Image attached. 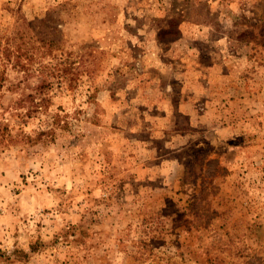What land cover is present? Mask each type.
Segmentation results:
<instances>
[{"label":"rangeland","instance_id":"374dc122","mask_svg":"<svg viewBox=\"0 0 264 264\" xmlns=\"http://www.w3.org/2000/svg\"><path fill=\"white\" fill-rule=\"evenodd\" d=\"M15 34L67 78L0 145V264H264V0H0Z\"/></svg>","mask_w":264,"mask_h":264},{"label":"trees","instance_id":"16d2710c","mask_svg":"<svg viewBox=\"0 0 264 264\" xmlns=\"http://www.w3.org/2000/svg\"><path fill=\"white\" fill-rule=\"evenodd\" d=\"M21 23L22 27H25L24 30L32 26L24 17ZM16 34L13 37H0V107H4L3 91L5 82L9 76V71H13L19 75L22 74V77H36L39 83L33 89L34 95L30 94L27 97L18 98L12 106L3 110L4 113L5 111L9 113L8 118L2 115L0 117V145L3 147L19 142L16 139L17 137L13 136L14 134H12L9 126L12 125L14 127L16 119L28 118L31 112H38V110L40 111L44 108L46 110L51 99L49 91L53 88V84L55 81L62 82L67 78L66 71L57 68L53 63H39L33 59L34 55L24 53ZM51 45L52 43L48 47H45V49H49ZM57 65L60 66V64ZM37 95L39 96V101H36ZM52 128L45 130V134H51L53 132Z\"/></svg>","mask_w":264,"mask_h":264}]
</instances>
